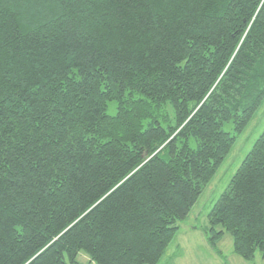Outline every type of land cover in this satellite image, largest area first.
I'll return each instance as SVG.
<instances>
[{"label": "trees", "instance_id": "obj_1", "mask_svg": "<svg viewBox=\"0 0 264 264\" xmlns=\"http://www.w3.org/2000/svg\"><path fill=\"white\" fill-rule=\"evenodd\" d=\"M263 98L264 0H0V264H157ZM207 221L264 259V131Z\"/></svg>", "mask_w": 264, "mask_h": 264}, {"label": "rangeland", "instance_id": "obj_2", "mask_svg": "<svg viewBox=\"0 0 264 264\" xmlns=\"http://www.w3.org/2000/svg\"><path fill=\"white\" fill-rule=\"evenodd\" d=\"M115 112V104L109 103L106 113L113 116ZM166 114L170 124H173L170 108ZM222 130L233 135L234 144L211 181L203 188L187 217L176 223L178 230L157 264H264V259L258 253L252 260H244L234 254L232 238L227 233L216 242L215 248L209 245L205 237V233H209L207 217L210 210L264 131V98L242 133L234 135L231 123L224 124ZM195 146L191 141V147ZM77 262L94 264L83 252L78 254Z\"/></svg>", "mask_w": 264, "mask_h": 264}]
</instances>
